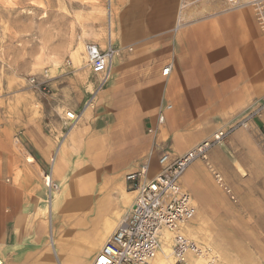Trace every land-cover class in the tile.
<instances>
[{
  "label": "crops",
  "instance_id": "obj_1",
  "mask_svg": "<svg viewBox=\"0 0 264 264\" xmlns=\"http://www.w3.org/2000/svg\"><path fill=\"white\" fill-rule=\"evenodd\" d=\"M110 10L111 28L110 21L88 26L81 43L105 49L111 40L122 55L94 106L72 129L66 112H82L100 81L83 48L70 55L72 76L51 85L46 129L34 116L24 120L0 111L2 264H93L135 203L129 174L151 155L148 178H154L163 154L183 156L264 100V27L253 5L110 0ZM61 68L53 69L54 77L65 73ZM162 109L165 122L159 124ZM23 121L31 129L20 132L25 144L18 145ZM262 137L264 115L190 165L181 180L195 207L184 228L190 239L216 234L214 248H233L238 232L264 233ZM45 174L63 189L53 199L55 210ZM171 243L166 234L163 246ZM169 257L163 249L153 264H177ZM197 257L189 253L188 264Z\"/></svg>",
  "mask_w": 264,
  "mask_h": 264
},
{
  "label": "rangeland",
  "instance_id": "obj_2",
  "mask_svg": "<svg viewBox=\"0 0 264 264\" xmlns=\"http://www.w3.org/2000/svg\"><path fill=\"white\" fill-rule=\"evenodd\" d=\"M111 13L110 0H0V111L24 120L34 116L43 121L42 126L46 129V99L52 93L34 87L31 78L38 81L46 78L49 80L48 88H51L53 82L72 76L73 63L68 65V61H71V53L75 54L82 48L84 50L85 43H81L84 29L104 21L106 27L110 21L111 28ZM121 55L122 51L118 57ZM57 67H62L67 73L61 74L60 70L58 74L61 75L54 77L53 69ZM46 74H49L48 77ZM258 104L236 115L228 126L239 123ZM30 129V125L23 121L21 130L14 138L15 143L24 145L20 132ZM257 145L264 150V137L257 140ZM150 157L144 162L150 161ZM61 191L60 187L55 190L54 197ZM52 206L55 208V203ZM49 224L51 228L54 227L52 216ZM213 236L216 234L204 233L199 239L192 237L203 250V255L197 257L202 261L200 264H264V233L238 232L233 248H214ZM163 249L168 255L167 246H163L159 256ZM169 252V260L176 262L171 248Z\"/></svg>",
  "mask_w": 264,
  "mask_h": 264
},
{
  "label": "built area",
  "instance_id": "obj_3",
  "mask_svg": "<svg viewBox=\"0 0 264 264\" xmlns=\"http://www.w3.org/2000/svg\"><path fill=\"white\" fill-rule=\"evenodd\" d=\"M193 1L196 0H182L184 4ZM229 1L234 4L243 2L253 5L264 27V0ZM120 51L111 40L105 49L95 43H85L86 65L99 74L100 81L82 112H66L70 129L75 126L86 109L94 106L97 97L111 79L113 65ZM68 65H71V61H68ZM171 70L172 66L169 64L163 69L162 74L168 76ZM48 75L46 74L47 77ZM48 81L46 78L38 81L34 77L30 80L34 87L50 93L51 88H48ZM170 108L171 106L167 107V109ZM164 111L162 109L159 112V124L165 122ZM262 115H264V100L259 102L254 111L239 123L216 131L212 138L203 141L183 156L171 159L169 153L163 154L159 160L163 169L154 178H148L149 161L144 162L139 170L129 174L127 180L133 182L134 189L138 193L137 198L129 214L108 238L93 264H153L164 244L166 234L171 237L172 254L178 264H188L186 256L189 253L202 254L203 250L199 244L184 233V228L195 217V207L191 194L181 185L182 177L193 162L208 159L213 148L224 144L236 130L248 127L254 118ZM46 184L50 191L51 201L54 191L59 187L52 179H46Z\"/></svg>",
  "mask_w": 264,
  "mask_h": 264
},
{
  "label": "bare ground",
  "instance_id": "obj_4",
  "mask_svg": "<svg viewBox=\"0 0 264 264\" xmlns=\"http://www.w3.org/2000/svg\"><path fill=\"white\" fill-rule=\"evenodd\" d=\"M108 15H110V11H109V14ZM110 17V16H109ZM113 71V70H112ZM222 145H224V144H222ZM57 157H58V153H56V156H55V161H56V159H57ZM46 179H52V174H46ZM53 199H54V195L52 196V203H53ZM52 209H56V207L54 208L53 206H52ZM51 212H53V211H51ZM54 216V215H53ZM189 230L191 231V229L189 228ZM188 230V231H189ZM54 232L56 233V231H54V227L52 226V235H51V237H50V239H51V243L53 244V246H54V250H55V254L58 256V252H57V248H56V243H57V240H56V238H55V236H54ZM190 235V234H189ZM59 236V235H58ZM101 242H103V241H101ZM98 242H96V244H97ZM164 245V244H163ZM163 245H162V247H163ZM162 247H161V249H160V251L162 250ZM165 248V247H164ZM167 252H168V255H171V253L169 252L170 251V246L168 245L167 246ZM159 251V252H160ZM158 252V253H159ZM161 255V254H160ZM201 255V254H200ZM203 255V254H202ZM159 256V255H158ZM164 256V255H163ZM188 256V255H187ZM187 256H186V260H187ZM169 261H172V260H169ZM197 263L198 264H200V262H202L200 259H197ZM165 262V261H164ZM187 262H188V260H187ZM170 263V262H169ZM0 264H2L1 263V261H0Z\"/></svg>",
  "mask_w": 264,
  "mask_h": 264
}]
</instances>
